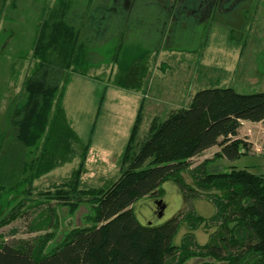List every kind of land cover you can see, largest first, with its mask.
I'll use <instances>...</instances> for the list:
<instances>
[{"label":"trees","instance_id":"obj_1","mask_svg":"<svg viewBox=\"0 0 264 264\" xmlns=\"http://www.w3.org/2000/svg\"><path fill=\"white\" fill-rule=\"evenodd\" d=\"M5 1L0 0V10ZM16 1L10 5L15 7ZM76 3H42L23 100L10 101L0 117V225L18 216L12 213L1 220L4 209L13 208L11 199L28 193L35 179L76 156L78 168L48 196L67 204L70 213L88 205L87 224L64 231L48 251L55 239L53 230L0 243V264H185L192 257L202 259L199 264H264V175L248 167L208 168L221 157L234 161L250 151V142L238 137V129L242 121H264V91L200 89L187 106L171 110L165 118L153 116L140 142L141 105L121 154L119 176L102 186L81 187L89 142L83 143L67 121L61 103L64 85L72 73L89 75L98 65L94 60L98 51L116 64L111 81L115 86L143 90L149 68L139 56L154 48L126 42L122 31L107 46H93L84 23L72 20ZM212 146L218 151L191 168L189 160ZM187 170L192 184L182 175ZM167 180L178 186L186 204L207 193L214 213L206 217L192 207L161 224L141 223L133 204L145 197L160 202L161 185ZM183 222L188 231L175 244ZM201 225L215 226L203 244L193 233Z\"/></svg>","mask_w":264,"mask_h":264},{"label":"rangeland","instance_id":"obj_2","mask_svg":"<svg viewBox=\"0 0 264 264\" xmlns=\"http://www.w3.org/2000/svg\"><path fill=\"white\" fill-rule=\"evenodd\" d=\"M10 1L6 0L0 10V117L10 101L16 98L23 100V83L33 65L32 44L40 8L42 3L50 6L54 2L17 0L12 7ZM106 5V0H93L90 5L87 0H77L73 10L72 20L76 24L84 23L86 39L93 46H107L119 30L126 33V42L138 41L154 49L139 56L141 60L138 61L146 62L149 68L143 90L115 86L111 81L117 73L116 64L106 61L98 51L94 53L98 65L89 70V75L72 73L64 85L61 103L67 121L83 143L89 142L80 176L81 187L84 188L102 186L105 181H113L119 176L121 154L141 105L140 142L146 136L153 116L165 118L171 110L187 106L200 89L230 87L239 93L264 91V0H253L248 9L238 10L233 22L223 20L203 31L201 36L176 30L169 43H164L163 38L154 41L146 25L142 26L143 29L133 25L132 30L130 25L127 26L134 22L135 15L140 16L144 12H133L128 19L121 17L118 20L103 10ZM238 137L245 138L247 142L263 143L264 121L243 122ZM218 149V146H212L192 157L190 167L212 157ZM253 152L250 150L234 161L221 157L210 163L208 168L217 171L229 166L248 167L250 171L264 175V159ZM79 164L80 158L76 156L35 179L28 193L11 199L13 208H5L1 220L12 213L18 216L0 225V243L32 239L53 230L55 239L50 242L48 251L55 241L61 239L64 231L86 225L88 205L81 204L70 213L67 204L58 203L48 196L70 178ZM182 175L186 182L192 184L188 170ZM161 187L163 195L160 202L145 197L133 204L141 223L161 224L177 212L185 213L192 207L197 214L206 217L215 211L207 193L202 192L186 204L172 180L165 181ZM162 202L164 207L161 210ZM48 222L49 226H45ZM214 230L213 225L199 226L193 231L195 240L205 243ZM187 231L188 225L183 222L173 242L180 244ZM201 261L199 257H192L185 264H199Z\"/></svg>","mask_w":264,"mask_h":264},{"label":"flooded vegetation","instance_id":"obj_3","mask_svg":"<svg viewBox=\"0 0 264 264\" xmlns=\"http://www.w3.org/2000/svg\"><path fill=\"white\" fill-rule=\"evenodd\" d=\"M252 2L253 0H106L108 5L103 10L110 12L115 19H128L133 12H144L140 16L135 15L134 22L127 26L130 25L132 30L133 25L140 28L146 25L147 32L154 41L156 38H163L164 43H169L176 30L201 36L203 31H208L210 26L223 20L233 22L239 14L238 10L248 9ZM136 8L139 10L136 11Z\"/></svg>","mask_w":264,"mask_h":264},{"label":"built area","instance_id":"obj_4","mask_svg":"<svg viewBox=\"0 0 264 264\" xmlns=\"http://www.w3.org/2000/svg\"><path fill=\"white\" fill-rule=\"evenodd\" d=\"M250 150H253V153L259 154L264 159V142L262 144H251Z\"/></svg>","mask_w":264,"mask_h":264},{"label":"crops","instance_id":"obj_5","mask_svg":"<svg viewBox=\"0 0 264 264\" xmlns=\"http://www.w3.org/2000/svg\"><path fill=\"white\" fill-rule=\"evenodd\" d=\"M243 122H250V121H242L241 124H242ZM262 122H263V121H262ZM250 123H259V122H250ZM238 131H239V129H238ZM241 138H242V137H241ZM263 140H264V139H263ZM252 143H253V144L260 143V144H261L262 142H253V141L251 142V141H250V144H252ZM217 151H218V150H217ZM217 151H216V152H217Z\"/></svg>","mask_w":264,"mask_h":264},{"label":"water","instance_id":"obj_6","mask_svg":"<svg viewBox=\"0 0 264 264\" xmlns=\"http://www.w3.org/2000/svg\"><path fill=\"white\" fill-rule=\"evenodd\" d=\"M164 205L161 206V210L163 209ZM162 212V211H161Z\"/></svg>","mask_w":264,"mask_h":264}]
</instances>
